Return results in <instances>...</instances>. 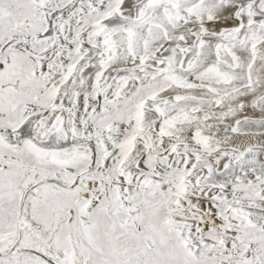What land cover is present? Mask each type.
I'll return each mask as SVG.
<instances>
[{"label":"snow or ice","instance_id":"1","mask_svg":"<svg viewBox=\"0 0 264 264\" xmlns=\"http://www.w3.org/2000/svg\"><path fill=\"white\" fill-rule=\"evenodd\" d=\"M0 264H264V0H0Z\"/></svg>","mask_w":264,"mask_h":264}]
</instances>
